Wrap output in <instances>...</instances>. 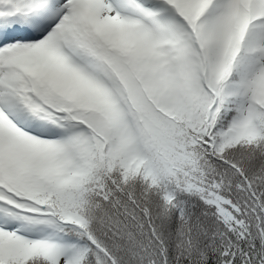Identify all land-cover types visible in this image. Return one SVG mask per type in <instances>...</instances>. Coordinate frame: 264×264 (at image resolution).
<instances>
[{"label": "snow or ice", "instance_id": "snow-or-ice-1", "mask_svg": "<svg viewBox=\"0 0 264 264\" xmlns=\"http://www.w3.org/2000/svg\"><path fill=\"white\" fill-rule=\"evenodd\" d=\"M0 264H264V0H0Z\"/></svg>", "mask_w": 264, "mask_h": 264}]
</instances>
